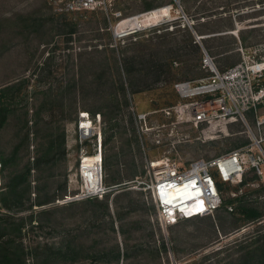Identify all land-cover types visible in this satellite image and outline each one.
Segmentation results:
<instances>
[{"label": "rangeland", "instance_id": "rangeland-1", "mask_svg": "<svg viewBox=\"0 0 264 264\" xmlns=\"http://www.w3.org/2000/svg\"><path fill=\"white\" fill-rule=\"evenodd\" d=\"M74 1L0 0V89H22L0 127L1 162L13 161L0 192V264H239L264 245V216L241 211L264 215V174L248 163L241 179L225 183L213 170L220 208L165 228L149 190L158 178L151 164L169 160L184 172L247 151L255 138L254 155L264 153V103L198 127L175 113L189 103L176 86L211 75L204 49L222 74L264 61V0H101L97 11H73ZM166 6L163 21L117 33L121 22ZM252 85L264 88V74ZM239 90L242 109L248 96ZM82 112L96 128L85 149L102 155L110 192L67 202L83 188ZM14 177L26 180L15 198Z\"/></svg>", "mask_w": 264, "mask_h": 264}, {"label": "built area", "instance_id": "built-area-1", "mask_svg": "<svg viewBox=\"0 0 264 264\" xmlns=\"http://www.w3.org/2000/svg\"><path fill=\"white\" fill-rule=\"evenodd\" d=\"M102 4L101 0H76L70 7L73 11H97ZM198 40L201 39L198 38ZM203 51V68L211 75L197 83L187 82L176 86L181 98L189 100V103H180L175 109V113L180 119H186V114L189 113L188 121H194L195 126L198 127L199 124L212 118L226 117L231 114L238 113L244 118L245 110L256 109L258 105L264 103V88L257 89L252 85L258 78L263 77L264 61L253 62V65L249 66L247 65L249 61L245 60L222 74L215 64V59L205 49ZM240 52L243 53V50ZM240 87L245 88L248 96V104L243 102L242 109H240V101L243 97L240 95ZM228 88H234L237 94L232 95ZM194 91L198 92L190 94ZM263 125L264 117L258 121L259 127ZM95 131L96 128L91 115L87 112L80 113L78 132L82 149L79 171L83 178V188L75 197H68L67 202L103 198L110 192V188L104 185L102 155H90L88 148L85 149L84 146L96 137ZM256 146L261 148L257 138H255L254 145L250 146L247 151L238 150L211 162L198 161L184 172L181 171L178 164L169 160L152 163L151 169L154 173L157 172L158 178L149 186V190L152 192L161 226L169 228L182 221L204 218L220 208L222 199L213 170L225 183L232 182L235 176L242 178L248 163L257 168L260 175H263L261 168L264 165V153L261 151L260 155L256 157L254 155ZM98 156L101 157L100 161L94 163L97 170L93 166L87 167L86 159ZM98 170L100 179L96 180ZM2 173L3 164L0 160V192L3 185ZM214 184L216 191L213 189ZM199 190H201L199 199L203 202L205 210L194 213L190 212L189 208L182 207L183 204H193L194 202L190 203L191 200H184L183 198L193 195V192Z\"/></svg>", "mask_w": 264, "mask_h": 264}, {"label": "trees", "instance_id": "trees-1", "mask_svg": "<svg viewBox=\"0 0 264 264\" xmlns=\"http://www.w3.org/2000/svg\"><path fill=\"white\" fill-rule=\"evenodd\" d=\"M122 62L125 65L128 62V58H125ZM119 75L121 76L120 73H119ZM19 91H22V89H20L18 87V85H16V84L9 85L7 87L0 89V111L3 113V116L0 119V127L7 120L8 114L10 112V110H9L10 104L15 99V94L18 93ZM252 112H253V110H252ZM2 162H3L2 163L3 164V171H5V169L9 166L10 162L12 163L13 161H11V159L9 161H5L3 159ZM3 179L5 180V177L3 178V173H2V181H3ZM17 179H19V178L14 177V181L12 182V185L10 186V193L8 195L9 197L12 196L13 198H15V195H18L20 186L24 185V183H26L25 179H23L22 182H20V181L17 182L16 181ZM2 187H3V185H2ZM218 187L221 190L222 186L218 185ZM6 198H2V200H1L2 206L6 209H12V208H10V205H9ZM40 205H44V204H40ZM241 211L244 215H246L248 217V219H250L252 221L260 220L264 216L261 212L255 211L254 209H250V208H244ZM0 221H2V220L0 219ZM14 226H17L18 227L17 231L21 232L23 227H24V224L22 223V224L14 225ZM5 244L9 245L11 243L6 242ZM7 259H8V256H7ZM239 264H264V245H262L258 248H255V249L250 248L249 251L242 258H240Z\"/></svg>", "mask_w": 264, "mask_h": 264}, {"label": "bare ground", "instance_id": "bare-ground-1", "mask_svg": "<svg viewBox=\"0 0 264 264\" xmlns=\"http://www.w3.org/2000/svg\"><path fill=\"white\" fill-rule=\"evenodd\" d=\"M171 16V7L170 6H166L164 8L155 10V11H151L145 15L142 16H137L131 19H127L123 22L120 23V25L118 26L117 29V33L119 34H123V33H131L132 31H135L136 29L142 27V26H146V25H151V24H155L158 22L163 21L165 18H168ZM198 91H194V92H190V94L192 93H197ZM101 157H91V158H87L86 159V165L87 167H94V169L97 170V168L95 167L94 163L100 161ZM99 170L96 173V180L100 179V175H99ZM239 177V176H238ZM237 176H235V178H238ZM241 178V177H239ZM215 191L216 189V185L214 184V188ZM200 192L201 190H199L198 192L195 191L192 194L193 195H189L184 197V200H191L190 203L194 202L193 204H183L182 207H186L189 208L190 212H202L205 210V207L203 205V202H201V199H199L200 196Z\"/></svg>", "mask_w": 264, "mask_h": 264}]
</instances>
